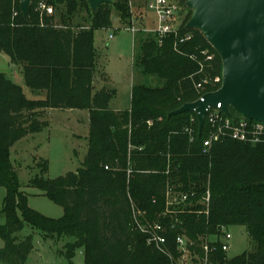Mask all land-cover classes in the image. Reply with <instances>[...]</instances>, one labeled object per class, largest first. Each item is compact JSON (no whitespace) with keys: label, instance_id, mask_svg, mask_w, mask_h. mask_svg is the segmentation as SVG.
<instances>
[{"label":"trees","instance_id":"16d2710c","mask_svg":"<svg viewBox=\"0 0 264 264\" xmlns=\"http://www.w3.org/2000/svg\"><path fill=\"white\" fill-rule=\"evenodd\" d=\"M42 1L33 0L30 16L24 19L20 0H0V52L23 67L31 90L46 92L43 100H29L21 86L0 73V186L7 189L0 264H27L33 238L17 236L25 224L46 239L71 238L61 252L69 264L80 251L84 264H178L179 236L189 241V253L202 260L208 244V264H264V188L258 186L264 183V146L227 138L205 155L208 125L200 134L196 121L191 142L185 130L193 117L197 120L196 114L170 116L222 85L215 84L222 79L220 56L199 31L186 29L191 13L176 34L164 39L154 35L142 43L143 74L158 77L164 86H135L130 110L114 111V92L95 89L94 31L112 29L114 11L122 24H131L130 0L102 5L97 14L87 0H49L55 12L49 16L38 10ZM79 10L86 11L88 27L74 30L69 24ZM189 34L191 40L182 43ZM49 109L90 112L83 167L50 181L44 162L42 175L32 180L63 207L60 219L29 208L11 161L16 143L49 127L36 117L28 121L27 114ZM169 191L189 199L170 205ZM140 225L161 226L159 235L166 238L169 254L150 245ZM233 226L246 227L253 249L229 259L221 238L222 230Z\"/></svg>","mask_w":264,"mask_h":264},{"label":"rangeland","instance_id":"374dc122","mask_svg":"<svg viewBox=\"0 0 264 264\" xmlns=\"http://www.w3.org/2000/svg\"><path fill=\"white\" fill-rule=\"evenodd\" d=\"M48 1L44 2L51 6ZM112 1L115 3L118 0ZM174 1L180 4V12L176 15L175 22L177 25H182L191 12L186 7V0ZM153 2L154 0H130L133 18L131 24H122L114 11V27L109 30L94 31V44L98 55L95 89L106 88L114 92L110 103V108L113 110H130L133 87L161 88L165 84L158 77L144 75L139 66L142 43L156 35L155 29L158 27L157 16L149 9ZM87 20L86 11L79 10L70 20L69 26L74 30L87 28ZM57 21L63 26L62 19L58 17ZM0 73L21 86L27 99L46 98L45 91H33L27 86L23 67L13 64L3 52H0ZM34 117L42 122H48L49 127L16 143L11 149V161L17 173L19 189L27 198L29 208L47 218L60 219L64 216L63 207L46 197L40 188L33 186L32 180L42 175L44 162L48 163L45 178L50 181L75 173L83 167L89 151L90 112L49 109L41 111L39 115L27 114L28 121ZM6 196L7 189L0 186V226H4L7 222L4 214ZM18 216L21 217L20 212ZM226 230L232 235V239L228 242L229 259L237 258L253 249L246 227L233 226ZM17 236L21 240L29 236L33 238V251L27 264H69L61 252L64 251L65 245L72 241L71 238L63 237L59 241L46 239L41 231L27 224ZM221 241L226 242L223 237ZM4 246L5 243L0 237V248ZM180 253L182 254L177 261L178 264H204L200 257L189 252L180 251ZM74 264H84V252L77 253Z\"/></svg>","mask_w":264,"mask_h":264},{"label":"water","instance_id":"95a60500","mask_svg":"<svg viewBox=\"0 0 264 264\" xmlns=\"http://www.w3.org/2000/svg\"><path fill=\"white\" fill-rule=\"evenodd\" d=\"M92 14L112 0H87ZM33 0H20L28 19ZM192 13L187 30L199 31L218 53L223 64L221 88L202 100L183 105L170 116L195 113L199 133L204 131L207 110L222 105L249 120L264 122V0H186ZM259 187L264 188V183Z\"/></svg>","mask_w":264,"mask_h":264},{"label":"built area","instance_id":"2783aa9c","mask_svg":"<svg viewBox=\"0 0 264 264\" xmlns=\"http://www.w3.org/2000/svg\"><path fill=\"white\" fill-rule=\"evenodd\" d=\"M149 9L154 11L157 16L158 27L155 29V33L160 39H164L178 32V29L181 25H177L175 21L176 15L180 12L179 2L174 0H154V2L150 4ZM38 10L42 11V13H46V15L48 16L54 15L55 13L53 6H48L44 1L38 4ZM16 15L17 14H15V16ZM132 31L134 33L136 32L135 30ZM191 38L192 36L189 34L181 42L183 43L184 41H189L191 40ZM219 83L222 84V79L217 78L215 80V84L217 85ZM205 84H208V81H205ZM198 88H201V86H198ZM204 96H202L199 100H202ZM196 121L198 123L199 130L198 116L197 120L195 117L191 119L190 127L185 130V133L190 136L191 142H193L195 139ZM148 124L152 126L153 122H149ZM205 125H208L209 127L208 138L204 141L203 146V154L205 155L209 154L212 146L215 143L221 142L223 139L227 138L254 147L264 146V122L249 120L247 118H244L243 116L239 117V119H236L234 116H232V113L230 115H226L222 111L221 104L216 108H209L207 110ZM168 197L170 205L181 204L188 201L189 199L188 195L178 196L172 191H169ZM209 203L210 193L208 192L205 198L204 205L208 207ZM140 228L143 233H146L150 236L148 240L150 245L155 244L161 252L169 254V252L165 248L167 242L166 238L159 235V232L163 231L161 226L149 225L147 227H144L140 225ZM222 234V237L226 241H222V249L223 251L228 252V250L230 249L228 242L232 239V235L227 232L226 229L222 230ZM177 244L181 252H189V241L185 237L179 236L177 238ZM203 248L206 253V257L203 259V262L204 264H208L207 255L210 252V247L208 244H206Z\"/></svg>","mask_w":264,"mask_h":264},{"label":"crops","instance_id":"0c3cea01","mask_svg":"<svg viewBox=\"0 0 264 264\" xmlns=\"http://www.w3.org/2000/svg\"><path fill=\"white\" fill-rule=\"evenodd\" d=\"M111 38H113L112 36H111ZM97 82V80L95 79V87L97 86L96 83ZM101 89H103V88H99L98 90H101ZM113 110V109H112ZM114 111H122V110H114Z\"/></svg>","mask_w":264,"mask_h":264}]
</instances>
